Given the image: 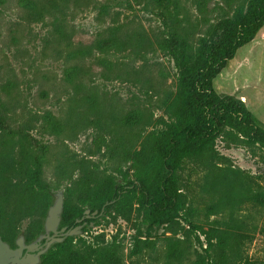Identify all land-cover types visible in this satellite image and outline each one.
<instances>
[{"label": "rangeland", "instance_id": "1", "mask_svg": "<svg viewBox=\"0 0 264 264\" xmlns=\"http://www.w3.org/2000/svg\"><path fill=\"white\" fill-rule=\"evenodd\" d=\"M26 1L0 0V95L10 128L25 132L27 143L42 157V179L52 196L62 190L65 199V190L80 179L104 188L111 178L133 180L136 166L131 161L113 165L107 154L95 153L92 141L98 125L111 135L135 136V149L147 134L163 133L169 122L166 106L177 92L174 54L152 48L127 59V53L104 54L94 46L116 26L123 36L142 33L154 41L164 36V13L147 0H29L34 10ZM179 1L193 46L200 38L215 42L222 22L247 3L211 0L202 15L194 0ZM103 5L109 6L106 14ZM77 67L84 74L70 79ZM80 82L81 90L76 87ZM213 88L220 96L243 102L264 125V27L237 50L213 80ZM49 121L63 123V130L53 129ZM10 149L20 158L18 139ZM214 149V157L188 160L178 172L190 214L150 226L132 204L85 232L81 228L77 248L90 246L104 264H207L205 238L191 228L194 223L203 230L238 233L240 258L264 264V205L248 201L264 194V150L246 146L228 132L218 137ZM13 182L23 184V176L16 175ZM19 205L23 209L31 203L21 199ZM40 221L34 210L16 228L19 234H35ZM135 246L137 255L132 253Z\"/></svg>", "mask_w": 264, "mask_h": 264}, {"label": "trees", "instance_id": "2", "mask_svg": "<svg viewBox=\"0 0 264 264\" xmlns=\"http://www.w3.org/2000/svg\"><path fill=\"white\" fill-rule=\"evenodd\" d=\"M210 1L194 0L200 14L208 12ZM222 1L230 3L233 0ZM146 3L153 4L164 13L161 32L164 36L154 41L142 33L123 36L120 34L121 27L116 26L108 29V37L98 41L94 47L104 54L127 53V59L142 56L152 48L174 54L178 83L175 98L166 106L169 122L161 135L147 134L137 149L133 145L135 136L111 135L107 132L111 130L98 125L99 131L92 141L95 153L107 154L113 165L131 161L136 166L134 179L111 178L106 188L82 179L73 181L65 190L59 229L65 227L72 230L85 223L82 227L85 232L91 224L97 225L106 215L120 212L132 204L137 206L138 212L150 226L171 224L190 214L178 187V172L186 161L204 155L214 157L215 142L226 132L246 146H257L264 150V125L243 102L229 95L220 96L213 88V80L234 58L237 50L250 43L264 27V0H247L245 7H237L232 16L222 22L221 35L215 42L200 38L195 46L188 41L189 30L185 26L186 17L182 14L179 0H147ZM26 7L34 10L35 5L28 0ZM108 8L103 5L101 12L106 14ZM82 74L84 72L77 67L69 77L71 79ZM76 87L81 90L84 84L77 83ZM5 112L6 106L0 95V237L15 248L20 234L23 233L25 243L29 244L44 233V220L53 196L52 188L42 179V157L34 153L27 143L29 138L25 132L10 128ZM83 124L77 125L81 127ZM49 125L55 130L62 131L64 128L63 123L49 121ZM15 138L21 148L18 159L13 157L10 149ZM116 170L119 172L120 168ZM19 174L24 180L21 185L13 182ZM74 197L76 203L71 202ZM21 199H27L31 205L22 209L19 205ZM248 201L264 205V194H255ZM34 210L39 211L41 217L35 234H19L16 225L21 217ZM86 210H89V215L94 211L98 214L87 219L84 214ZM186 221L189 220L186 218ZM190 226L205 238L209 258L207 264H253L240 258L238 233L230 230L221 232L215 227L203 230L194 223H190ZM81 239L70 236L61 243H55L41 255L40 264H104L94 256L95 252L90 246H86L84 251L77 248L76 242ZM82 245H85V241ZM139 251V247L135 246L132 253L137 255ZM114 262L112 260L108 264Z\"/></svg>", "mask_w": 264, "mask_h": 264}, {"label": "water", "instance_id": "3", "mask_svg": "<svg viewBox=\"0 0 264 264\" xmlns=\"http://www.w3.org/2000/svg\"><path fill=\"white\" fill-rule=\"evenodd\" d=\"M63 210V191L58 190L53 194L52 204L48 208L44 220L43 234L29 244H26L24 236L20 235L15 241V248H11L0 237V264H40L41 255L45 254L52 245L61 243L66 237L78 236L85 223L76 226L72 230H66L65 227L59 229ZM102 212L103 209L99 214L101 215ZM84 214L87 218H90L95 217L98 212L94 211L89 215V210H86ZM82 219L78 220V222L82 221Z\"/></svg>", "mask_w": 264, "mask_h": 264}, {"label": "flooded vegetation", "instance_id": "4", "mask_svg": "<svg viewBox=\"0 0 264 264\" xmlns=\"http://www.w3.org/2000/svg\"><path fill=\"white\" fill-rule=\"evenodd\" d=\"M90 218H93V217H90ZM90 218H87V219H90Z\"/></svg>", "mask_w": 264, "mask_h": 264}]
</instances>
